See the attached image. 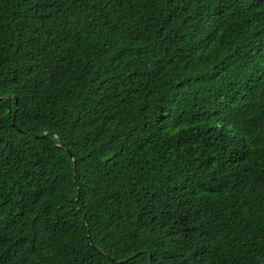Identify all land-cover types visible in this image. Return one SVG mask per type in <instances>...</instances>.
<instances>
[{
    "label": "trees",
    "instance_id": "1",
    "mask_svg": "<svg viewBox=\"0 0 264 264\" xmlns=\"http://www.w3.org/2000/svg\"><path fill=\"white\" fill-rule=\"evenodd\" d=\"M5 98L0 264H264V0H0Z\"/></svg>",
    "mask_w": 264,
    "mask_h": 264
},
{
    "label": "water",
    "instance_id": "2",
    "mask_svg": "<svg viewBox=\"0 0 264 264\" xmlns=\"http://www.w3.org/2000/svg\"><path fill=\"white\" fill-rule=\"evenodd\" d=\"M7 98H9V97H7ZM7 98H5V99H0V100H6ZM15 108H16V105H15ZM11 124L13 125V120H12V123H11ZM21 133L26 134V133H24V132H21ZM42 136L45 137L44 134H43ZM69 157H70V159H71V161H72V160H73L72 155L69 154Z\"/></svg>",
    "mask_w": 264,
    "mask_h": 264
}]
</instances>
